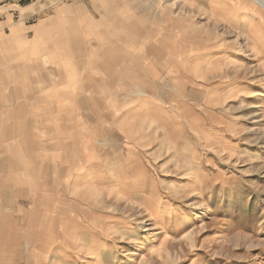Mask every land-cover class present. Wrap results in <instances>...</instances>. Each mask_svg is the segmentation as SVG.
Instances as JSON below:
<instances>
[{"label": "rangeland", "instance_id": "obj_1", "mask_svg": "<svg viewBox=\"0 0 264 264\" xmlns=\"http://www.w3.org/2000/svg\"><path fill=\"white\" fill-rule=\"evenodd\" d=\"M260 9L0 0V264H264Z\"/></svg>", "mask_w": 264, "mask_h": 264}, {"label": "bare ground", "instance_id": "obj_2", "mask_svg": "<svg viewBox=\"0 0 264 264\" xmlns=\"http://www.w3.org/2000/svg\"><path fill=\"white\" fill-rule=\"evenodd\" d=\"M254 3L256 4V6L259 7L260 10L264 11V0H254ZM260 14V13H259ZM140 91V90H139ZM141 93V92H140ZM146 96V95H145ZM190 169V168H189ZM42 262V261H41Z\"/></svg>", "mask_w": 264, "mask_h": 264}]
</instances>
